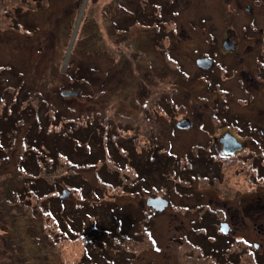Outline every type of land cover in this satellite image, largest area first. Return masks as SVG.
I'll list each match as a JSON object with an SVG mask.
<instances>
[{"label":"rangeland","instance_id":"1","mask_svg":"<svg viewBox=\"0 0 264 264\" xmlns=\"http://www.w3.org/2000/svg\"><path fill=\"white\" fill-rule=\"evenodd\" d=\"M6 1L10 14L4 16L19 14L26 26L16 29L13 23L0 35V133L8 131L4 146L0 143V264H83L88 236L95 237L91 230L96 219L104 221L102 226L115 228L121 219H134V232L143 230L138 221L148 215L149 224L144 225L148 231L132 234L135 239L113 228L108 238L113 249L108 254L116 263H110L176 264V244L193 216L170 208L152 215L144 205L147 194L166 195L171 187L184 184L181 159L192 135L181 131L170 135L166 111H174L172 120L181 116L179 109L254 114L250 105L240 104L238 99L245 97L235 79H220L226 93L208 91L194 63L209 50L211 35L218 37L245 20L237 18L235 23L224 0H40L37 5L31 0ZM0 26H9V19L0 20ZM69 89H81V93L59 95ZM70 117L82 127L88 119L108 121L118 139L127 143L125 149L110 142L102 152L105 138L101 142L98 129L93 128L92 136H81L82 142L60 141L66 146L57 153L54 140L47 141L52 153L47 156L40 128L65 131ZM74 145L80 148L76 153L70 150ZM136 161L139 165L134 167ZM136 168L145 171L140 176ZM117 170H121L119 177L114 176ZM107 171L113 186L132 192L139 188L117 196L118 187L102 183ZM221 174V189L248 185L244 173L234 175L226 164ZM202 183L194 178V184ZM262 184L264 180L253 169L251 185ZM63 190L69 194L59 198ZM172 195L179 207L178 195ZM204 198L218 206L213 191H205ZM85 201L115 204L112 210L94 209L87 219L89 226L78 225L74 218L81 217L79 203ZM69 222H74L77 234L65 225ZM258 222L247 221L245 233L264 242L257 236ZM151 235L161 246L160 253L147 250ZM116 244L126 250L119 252Z\"/></svg>","mask_w":264,"mask_h":264},{"label":"flooded vegetation","instance_id":"2","mask_svg":"<svg viewBox=\"0 0 264 264\" xmlns=\"http://www.w3.org/2000/svg\"><path fill=\"white\" fill-rule=\"evenodd\" d=\"M224 1L230 7L234 22L243 18L245 23L226 28L218 37L211 35L209 50L203 51L194 63L208 91L226 93L220 88V79L228 76L235 79L239 92L245 97L238 99L240 104L250 105L254 114L232 112L230 109H180L181 116L172 120L174 111H166L170 135L177 131L192 135L187 139L191 143L181 159L184 184L171 187L166 195L148 194L144 205L152 215L170 208L193 216L176 244V264H264V242L253 240L245 233L247 221L259 219L261 230L257 236L264 239V184L251 185L253 167L256 175L261 171L264 180V0ZM6 32L7 29L0 28L1 36ZM220 54L224 57H217ZM203 58L206 59L203 66L198 65L197 60ZM180 120H186L185 128L176 126ZM223 164L233 169L234 175L244 173L248 185L221 189L218 184L223 177L220 175ZM195 177L203 183L194 184ZM205 191L216 194L218 206L213 207L212 202L206 201ZM172 194L178 195L179 207L173 202ZM257 196L261 197L258 199ZM155 197L167 201L162 210L146 204L148 198ZM149 216L138 221L145 231H148L144 225L149 224ZM137 230L142 231L140 228ZM93 237L91 233L88 236V263L94 264L93 259L96 264L107 263L100 245L102 239L99 243ZM150 238L152 245L147 250L160 253L161 246L154 236ZM125 250L123 246L122 251Z\"/></svg>","mask_w":264,"mask_h":264},{"label":"trees","instance_id":"3","mask_svg":"<svg viewBox=\"0 0 264 264\" xmlns=\"http://www.w3.org/2000/svg\"><path fill=\"white\" fill-rule=\"evenodd\" d=\"M31 2H32V4H35V5H37V3H40V0H31ZM32 10H33V8H32ZM29 9L26 11V16H27V14H29ZM31 12V11H30ZM16 13H14L13 15H11V16H8V17H6V16H4V15H0V20L1 21H3V20H8L9 19V26H0V28H3V29H7V30H10V29H12V25H13V23L16 25V29H19V28H25V26H26V19L25 18H21V16H20V20H19V17H18V15L19 14H16ZM179 111H180V109H179ZM93 113H95V112H93ZM179 113H181V112H179ZM53 117H54V119L56 120V119H58V117H57V114H54L53 115ZM64 118V117H63ZM66 119H69V116H67L66 117ZM70 119L72 120V121H70V122H67V126L65 127V131H61V132H59V133H54L53 131H49L48 130V127H45V128H43V127H41L40 128V139H43V142H44V144H45V148H43V152H45L46 153V155L47 156H49V157H51L52 155V153L50 152V147L48 146V142L49 141H52V140H54V141H52V147H53V145H54V147H55V151H56V153H57V150L59 149V148H61L62 146H66V144H68V142L69 143H75V142H77V141H79V142H82L81 141V136L83 137V136H87V133H89V135L90 136H92L91 135V132L94 130L93 128H96V129H98V131H96V132H98V136L100 137V140H101V142H102V140H103V138H105V141H104V144H102V152H103V148H107V146H108V144L110 143V142H112L116 147L117 146H119V147H122V149H125L124 148V146H123V144H127V143H125V142H123L121 139H118V136H117V134L118 133H116V132H112V127H110V123H108V121H107V123H106V121L104 122L103 121V119H102V121H100L99 120V122L98 123H96L94 120L93 121H91L90 119H88L87 120V122H86V125H85V127H82V125H78V123H76V122H78V120L77 119H74V118H72V117H70ZM9 120L8 119H6L4 122H8ZM103 123V124H102ZM10 126H12L13 127V125H12V122H11V125ZM91 129H93V130H91ZM8 131H5V132H2V133H0V143H2L1 145H3L4 146V143H5V141H4V138H5V133H7ZM101 135V136H100ZM10 137V136H9ZM114 139V140H113ZM90 140V139H89ZM89 140H87L86 141V144H88L89 143ZM3 141H4V143H3ZM48 141V142H47ZM63 142V141H65V143L66 144H64V145H61V142ZM125 141L126 142H129V141H127L126 139H125ZM100 143V142H99ZM6 145V144H5ZM77 145H74V147L72 148V149H70V150H72V151H74L75 153L78 151V149H80L78 146L76 147ZM92 147V146H91ZM91 147H90V149H91ZM74 149V150H73ZM90 149L87 151L89 154H92V151H90ZM2 151H3V149H1L0 148V160H1V158H2ZM93 160V159H92ZM93 161H96V160H93ZM136 163H137V165L136 166H134V167H137L138 165H139V163L136 161ZM254 168V170L256 169L255 167H253ZM136 170H137V173H138V175H140L139 173H141L142 172V170H144L145 171V169H139V168H136ZM121 170H117V171H115L114 172V176L115 177H119V172H120ZM261 171H259V175H257L258 176V178L260 177V178H262L261 177V173H260ZM107 177L105 178V179H102V183L103 184H105L107 187L109 186V187H111V188H117L118 186H119V184H116L115 186H113L114 184H113V180H111L112 178H113V176H111V174H110V172H108L107 171ZM180 175L182 176V171L180 170ZM141 176V175H140ZM183 177V176H182ZM263 179V178H262ZM183 181H184V178H183ZM75 186L76 187H79V185L76 183L75 184ZM181 187V186H180ZM119 188V187H118ZM125 187H123L122 189H120V193H118V194H116L115 192H112L111 193V195H117V196H120V195H122V194H128V193H134V189H138V188H136V187H134L133 188V192L130 190V189H124ZM92 189H90V191H91ZM148 195V194H147ZM58 198V197H57ZM59 198H60V195H59ZM84 198V197H83ZM114 198V197H113ZM56 199V198H55ZM85 199V198H84ZM58 202L60 203V202H62L61 201V199H59L58 200ZM81 206L79 207L80 208V215H81V217L79 216V218H81V219H79V218H74V222L75 223H77L78 225H81L82 223L84 224V222L86 223V226H89V222H87V219H89V217H91L93 214L91 213L94 209H99V208H105L106 209V211L107 210H109V209H111L112 210V207H111V205L113 206L115 203L114 202H108V201H105V202H98V203H96V202H94V203H91V202H82V203H79ZM120 208V207H119ZM118 209V208H117ZM126 220V222L123 220V219H121V221H120V219L118 220V221H120V225H119V227H113V225L111 224V225H109V227H107L106 225H104V226H102L101 225V221L99 220V219H96L95 220V224L93 225V228H94V231H93V229L91 230V232L93 233V234H95V237H93V239L95 240H99V243H100V241H101V239H102V242H101V247L104 249V260H107V263L104 261V264H111V263H116V260L114 259V258H112L109 254H108V250L109 249H113L112 248V244H110V243H108V238H109V234H112L114 231V229L116 230V232L119 234V235H121V234H126L127 236H130L131 238H133V239H135L134 237H133V235L135 236V233L137 234V236L138 235H140V232L141 231H138L137 229L133 232V229L131 230V227H133V222H134V219H131V218H129V219H125ZM133 221V222H132ZM73 222V223H74ZM73 223H71V225H70V222L69 223H65V225H67V227L71 230V233H75V234H77V229L74 227V225H73ZM132 225V226H131ZM84 226H85V224H84ZM88 228V227H87ZM114 228V229H113ZM68 229V230H69ZM89 229V228H88ZM117 229H118V231H117ZM143 232L142 233H144V232H146V231H144V230H142ZM70 232V231H69ZM95 232V233H94ZM133 234V235H132ZM97 235V236H96ZM87 242H88V240H87ZM88 244V243H87ZM119 245H120V243H119ZM119 245H117L116 244V249L117 250H119V252L122 250L121 248H120V246ZM115 249V250H116ZM85 254H86V262L84 261V263L83 264H89L88 263V253H87V247H86V249H85ZM95 256H96V254H95ZM95 256H94V258H95ZM94 260V264H96V260L95 259H93ZM118 261V260H117ZM111 262V263H110Z\"/></svg>","mask_w":264,"mask_h":264},{"label":"water","instance_id":"4","mask_svg":"<svg viewBox=\"0 0 264 264\" xmlns=\"http://www.w3.org/2000/svg\"><path fill=\"white\" fill-rule=\"evenodd\" d=\"M85 1L86 0H83V2H85ZM83 7H84V3H82L80 11H79V14H78V18H77V21H76V24H75V27H74V31H73V35H72V38H71V42L69 44V50H70V48L72 46L76 31L78 29V25L80 23V18H81L82 12H83ZM224 47L227 48V45L225 43H224ZM204 61H206L205 58L198 59L196 63L198 65H200V66H203ZM80 93H81V89H75V90L69 89V90L60 91L59 95L61 97H63V98H66V97H77ZM176 126L179 127V128H185L187 126L186 125V120L178 121L176 123ZM68 194H69V192L67 190H63L61 192V194H60V198H65V197L68 196ZM146 204L148 206H151L152 208H154L156 210H162L167 205V201L165 199L161 198V197H155V198H148L146 200Z\"/></svg>","mask_w":264,"mask_h":264},{"label":"built area","instance_id":"5","mask_svg":"<svg viewBox=\"0 0 264 264\" xmlns=\"http://www.w3.org/2000/svg\"><path fill=\"white\" fill-rule=\"evenodd\" d=\"M7 1L6 0H0V15H6L9 14V10L7 8Z\"/></svg>","mask_w":264,"mask_h":264}]
</instances>
